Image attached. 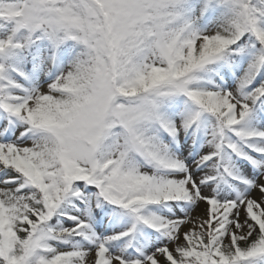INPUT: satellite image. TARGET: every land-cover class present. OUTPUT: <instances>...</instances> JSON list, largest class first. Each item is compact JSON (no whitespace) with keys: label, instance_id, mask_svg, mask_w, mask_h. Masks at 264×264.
Returning a JSON list of instances; mask_svg holds the SVG:
<instances>
[{"label":"snow or ice","instance_id":"obj_1","mask_svg":"<svg viewBox=\"0 0 264 264\" xmlns=\"http://www.w3.org/2000/svg\"><path fill=\"white\" fill-rule=\"evenodd\" d=\"M0 264H264V0H0Z\"/></svg>","mask_w":264,"mask_h":264}]
</instances>
